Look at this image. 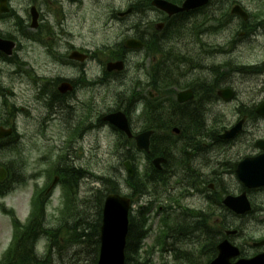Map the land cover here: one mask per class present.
I'll return each mask as SVG.
<instances>
[{
  "label": "flooded vegetation",
  "instance_id": "af4514ba",
  "mask_svg": "<svg viewBox=\"0 0 264 264\" xmlns=\"http://www.w3.org/2000/svg\"><path fill=\"white\" fill-rule=\"evenodd\" d=\"M166 1L182 3L185 0ZM155 15L151 24L146 22V0H0V200L20 202L21 187L38 177L41 165L51 166L48 156L38 154L40 142L50 148L49 143L72 142L80 135L83 139L107 136L109 140L127 142L132 147L120 159L124 163L118 170L123 172L125 163H130L135 174L137 138L146 132V76L133 75L131 68L138 66L142 70L146 56L149 58L159 41L174 47L170 48L172 53L189 57L184 67L175 70V110L192 113L193 105L201 98L216 99L221 91L231 89L235 92L232 103L226 104L220 98L219 107H223V112L237 102L244 103L246 92L221 83L227 76L222 68L217 76L209 74V68L216 65L215 50L198 41L197 35L180 38L181 29L195 30L196 15L192 12L174 16L156 12ZM146 29H149L147 33ZM209 31L208 28L206 33ZM260 38L263 42L257 57L264 65V25ZM129 42L140 44L133 48L128 46ZM201 60L203 64L199 66ZM164 62L161 66L167 71L171 66ZM112 65L120 68L110 69ZM260 69L264 70V66ZM125 77L126 83H118ZM187 91L192 93V99L180 103L179 95ZM259 95L261 99L257 103L253 99L242 109L240 137L223 140L220 138L222 127H218L216 146L221 148L210 152L207 163L193 166L189 161L186 166L190 168L175 170L173 177L170 172L166 176L165 172L158 186L155 183L146 186V189H161L162 210L167 212L171 203L181 215L178 220L181 222L187 220L181 212L188 208L194 213L191 219L197 221L208 211L211 225L218 216L217 223L222 226L253 223L264 227V187L248 188L238 173L241 166L246 169V158L264 156L260 148L251 150L264 142V120L256 116L264 102V96ZM212 106L215 105H208ZM104 109L106 112L102 114ZM115 114L126 117L129 131L108 121ZM20 115L26 122L34 123L37 130L31 134L22 130ZM215 122L220 123L221 118L205 124L215 125ZM234 123L225 129L232 128ZM187 124L196 123L188 121ZM80 127H83L81 131ZM178 127L183 129L182 124ZM50 132L53 138L49 137ZM7 154L10 159L6 160ZM142 157L146 159V155ZM57 165L64 168L61 174L69 175L63 159ZM221 187L224 191L218 192ZM182 194L186 199L183 204L179 201ZM226 198L237 199L238 203L246 198L251 208L244 214H235L226 207ZM258 236L252 245L248 239L239 241L241 259L264 254V234Z\"/></svg>",
  "mask_w": 264,
  "mask_h": 264
},
{
  "label": "bare ground",
  "instance_id": "6f19581e",
  "mask_svg": "<svg viewBox=\"0 0 264 264\" xmlns=\"http://www.w3.org/2000/svg\"><path fill=\"white\" fill-rule=\"evenodd\" d=\"M232 3L237 4L239 6H242L245 8L246 2L244 0H230ZM219 1L217 0H209L208 3L200 8H196L192 11L194 15H196L197 19V24L196 27H194V31H191V29L188 27H185L179 31L180 33V38L183 37H189L192 34L194 35H199V36H205L207 35L206 30L208 29L207 27L211 24L208 22V13H211L212 11L218 10V3ZM260 9V10H259ZM150 11V9L146 6V14L147 12ZM264 11V0L260 2V4L257 6L256 10L254 11L255 15L262 14ZM215 12V13H216ZM147 17V16H146ZM232 22H239L237 19H235V16H233ZM147 24V23H146ZM262 29H263V24H260L259 22H255L253 24L250 23L248 28L245 27V25H242V27L239 29L238 32L235 34L229 35L228 38H230L229 41H227L225 44L228 46L225 48H218L217 49V65H215L214 68H209V74L211 76H217L219 73H221V68L224 67L226 64H228V61H230L235 54H238V52H241L242 49L244 48L243 51H247L248 49L252 50H258L263 42L260 38L262 34ZM192 32V33H191ZM147 33V29H146ZM168 45L164 43L163 41H159L158 44V50L164 55L165 59V64L168 66H171L170 69L166 71V75L169 77H174L176 76L173 75L175 70L179 69V66H185L189 62V57L185 55H179L176 53H172L170 48L168 49ZM247 47V48H246ZM170 53H172L170 55ZM148 59V56H146V60ZM199 66H201V63L203 64V60L199 61ZM254 63H250V66L252 67H247V68H242L240 70H237V77L241 78L242 80L245 79L248 83H253L255 80H257L259 77H264V70H261L258 68L256 69L253 67ZM142 70L138 66H133L131 68V72L133 75L136 76H146V74L150 73V70L147 68L146 65H141ZM11 71V70H10ZM184 71V70H183ZM229 75V74H227ZM262 75V76H261ZM163 76V75H161ZM238 78V79H239ZM239 79V80H241ZM128 81V78L125 77L123 79H119L118 83H126ZM202 81H206L205 78H202ZM233 81L231 76H226L224 80L221 82L223 85H230V83ZM233 83V82H232ZM242 82H240L241 84ZM234 84H238V82H235ZM111 93V96L114 97V93L112 91H109ZM262 94L264 96V78L257 83L253 84L252 88V93L250 95H246L247 98H245L244 103L237 102L236 105L233 107H229L228 111L223 112V107H219L222 105L220 98L224 100L223 97H218L216 99L210 97L208 99L201 98L199 102H196L193 105V108L191 109L192 113H187L184 112L182 113L181 111H175V114L170 111L171 114L174 115L175 118V124H182L183 129L179 128L177 126V131L173 132H161V129H165L167 125L171 123V121L166 120L161 122L159 116H156L154 119V123H150L151 125H155L158 127L160 133V144L162 146H169L171 144L172 147H169L162 151V153H159L153 157V160L150 161L149 164L145 165L144 168L142 169V174L139 175L137 174V171H135V174L130 175L127 174L126 176H123V178L120 181V187L122 189H146V182L148 185H153L154 183L157 184L159 181H161L164 177V173L167 172L166 176L169 175V172L171 171L170 169L174 168L176 171H182L185 169L190 168V166H186V164L190 161L193 166H201L205 163L208 162L209 157H210V152H217L220 146L217 145V136L215 135L216 133V127L219 126L215 122V125H207L205 122L208 120L216 121L218 118H223L225 119L228 118H236L241 116L242 109L245 108L247 103L256 95ZM147 96V93H146ZM215 105L212 107H208V105ZM106 109L103 110L102 114H105ZM181 114V115H180ZM178 115V117L176 116ZM171 116V115H170ZM122 119H126V117L121 114L120 117L116 119V122L121 121ZM192 121L196 124L192 126H188L187 122ZM89 125V124H88ZM242 128L234 134L235 137H240V134L242 133ZM258 141H262L260 137L255 136ZM193 139V140H192ZM65 140H63L64 142ZM262 144L259 143L258 146L253 147L251 150L257 151L259 150V145ZM120 146L122 147V152H121V157H124L127 155V153L130 150V147L132 145H129L127 142H121ZM71 152L75 154H79L80 156L83 157H89L90 159H94L95 155H89L91 150L89 151V154L82 152V151H76L72 150ZM250 159H256L253 157L246 158V160ZM158 160H164L165 162H161L159 165H157L156 161ZM51 163V166L49 164L46 165L44 172L50 173L51 175L61 173L64 168L59 167L57 163H53L51 160H49ZM193 161V162H192ZM192 169V167H191ZM119 175L122 176V173L119 171ZM190 175V174H189ZM175 175H172V177ZM177 176V173H176ZM120 177V176H119ZM118 177V178H119ZM61 182L63 184H68L69 179L66 173L61 174ZM218 189V192H223L224 189ZM227 200V198H226ZM4 202L7 203L5 207H3ZM18 204L16 200H6L3 201L2 199L0 200V215L1 216H6L11 210H13L14 205ZM205 206L210 207V204L207 202L203 203ZM213 207V206H212ZM189 211H192L189 209ZM208 211H204V214L202 215L201 221L197 220H192V219H187L184 220V222L181 221H176V220H169V223L171 225L179 224V232L176 233L175 237L176 239H181L183 237V230H184V225L192 228L193 231H196L198 235H201L203 238L207 239V243H209L210 239L212 240L213 243H215L218 239L222 238L225 236V230H213V229H208V224L210 225L211 219L208 216ZM84 221V220H80ZM85 223V222H83ZM100 224V220H97L95 225L88 224L86 225V231L90 230L93 227L98 228ZM231 226V225H230ZM251 226L250 224H244L236 228L237 234L234 235L233 237H229L227 240H237L243 241L246 239H249L250 234H244L249 232V228ZM224 228H229V226L224 225ZM85 231V232H86ZM89 232V231H88ZM92 232V229L90 230ZM244 234V235H242ZM95 235L96 233L92 235H87L85 238L81 241V246H85L84 249L87 251H90L91 249L94 248L95 246ZM200 236V238H201ZM98 243H101V235L98 233ZM221 240V239H220ZM219 241V240H218ZM66 242H70L74 244V239H68ZM205 244V245H206ZM94 253V251H91ZM194 257L193 260L187 262L185 260H182L183 258H180L179 260L183 264H203L202 261H199L197 258H201V254L198 252L193 253ZM191 259V258H190ZM163 264V263H162Z\"/></svg>",
  "mask_w": 264,
  "mask_h": 264
},
{
  "label": "rangeland",
  "instance_id": "374dc122",
  "mask_svg": "<svg viewBox=\"0 0 264 264\" xmlns=\"http://www.w3.org/2000/svg\"><path fill=\"white\" fill-rule=\"evenodd\" d=\"M244 1L246 2V7L254 12L262 0ZM215 12L216 11H212L211 14H214ZM146 16H148V12ZM262 19L264 20V15H261V18L256 20V22H262ZM237 24L238 22L235 21L230 27L225 28V30L223 31L220 30L213 33H207V35L200 37V41L210 45L212 49L217 46L225 48L228 46L225 43L230 40V38H228L229 35L235 34L234 30ZM89 25L90 24H87V26ZM97 41H99V39ZM169 48L174 49V47L168 45V49ZM243 50L244 48L242 49V51ZM252 51L254 50L247 48V55L245 56V58H247V64L253 63L254 61V55H249V53ZM259 60L261 61V59ZM217 61L218 58L215 57L214 64H217ZM173 75L175 76V72L173 73ZM148 80H151V76H149V74H146V82ZM240 82L242 83L240 84ZM240 82V91L242 93L246 92L245 95H250L252 93L253 83H248L245 79H241ZM8 104L12 105L11 102ZM20 117L22 119V130L26 131L29 134L37 130L34 123H30L29 121L26 122L23 116L20 115ZM82 129L83 127H80V131ZM49 137L53 138L51 132L49 134ZM120 143V141L109 140L107 136H103V138L101 139H97L94 136H88L87 138L83 139L81 135L78 139L76 138L72 142H68L67 140H65L63 144L49 143L50 148H48L46 144L44 145L43 142L38 143L39 156H48L55 164L63 158L64 163H66L69 168H80L82 169V172L87 176V178L82 181L79 189H76V193L74 194V197L72 199V215L70 217H67L66 220L61 219V210L63 208L65 189L60 188L51 190L50 195L46 194L48 195L46 199V210L45 213L43 212L42 217V227L46 231V234H43L44 236L40 237L41 239L38 241L37 245L34 248L36 255L39 258L43 259L44 264H92L93 259L95 257H98V252L95 251L96 248L94 247L90 251L85 250V246H81V244L78 243V237L80 238V235L84 234V232L86 231V225H95L97 220L100 219L102 201L104 200L107 191L109 189H118L117 184L120 187L121 179L123 178V176H126L124 170H121L123 171L121 172L122 176L119 175L118 172V166H120L123 161L120 160L122 158V147L120 146ZM52 147L56 148L55 151ZM57 149H60L61 152H57ZM72 150L82 151L87 154H89V151L91 150L89 155L96 154V156L94 157V159H90L88 156L83 157L79 154H75L71 152ZM142 158L143 157L139 154L136 160V167L140 175L142 174L141 171L144 168V161L142 163ZM4 159H10V154H7ZM45 167L46 165H41L39 167L38 177L32 179L30 184L28 183L27 185L21 187V200L20 202L17 201L18 204L14 205L13 210L16 211L17 217L23 220L22 222H25L26 216L28 214V200L32 193V185L34 186L35 183L38 185L46 183V176L44 174ZM55 177H57V174L53 175L49 183H51ZM76 180L78 183L79 179ZM150 190L154 196L158 197V202H162V199L164 200V198H162L163 193H161V189ZM141 200V198H138L139 202L136 203L137 209H143L146 207L145 205L141 204ZM159 204L156 203L152 207L153 213L148 220V224L150 225L152 232L150 233V236L145 240L144 249L141 251L140 255L146 257L147 264H183L180 261H174L173 252L170 248H167V252L166 250L164 251V247L161 248V245L158 244V242L157 244H154V241H156L154 239L156 238L159 230V220L153 214H155ZM90 230H88L89 233H95V229L92 230V232H90ZM51 231L56 233L54 238L48 236V234H51ZM10 233L11 231L8 217L5 218L0 215V261H2L3 255L8 248V243L11 239ZM257 237L259 236L253 238ZM68 239H74V244L66 242V240ZM189 246L190 244L183 247H185V249L192 250L190 249L191 247L189 248ZM91 251H94V253H92ZM197 259L205 264V257L202 256V258L198 257Z\"/></svg>",
  "mask_w": 264,
  "mask_h": 264
},
{
  "label": "trees",
  "instance_id": "16d2710c",
  "mask_svg": "<svg viewBox=\"0 0 264 264\" xmlns=\"http://www.w3.org/2000/svg\"><path fill=\"white\" fill-rule=\"evenodd\" d=\"M228 3L230 2L222 1L221 5L218 6V11L216 12V14H219L220 11H222V9L224 8V6ZM219 15L221 17L223 13H220ZM216 17L219 18V16H216ZM225 19H231V17L228 16L227 18V14L223 15L220 21H223ZM174 110H175V107L173 105H170L169 108L165 106L159 107L158 105L156 106L148 105L147 110H146V116H147L146 121L149 124L154 123L155 122L154 119L156 116H159L161 122L165 121V119L168 118L166 120L171 121V123L167 125L165 129H161V132L168 133L171 131L173 126H178V124H175L174 115L170 113L171 111L175 114ZM152 127L157 128V130H159L156 124L152 125ZM159 133L160 131H158V134L154 136L153 138V154L154 155L162 153V151L169 148V146L170 147L173 146V145L171 146V144L169 146H162L160 144ZM109 191L113 192L115 191V189H109ZM140 216L141 218H144V213H142ZM41 217L42 215L40 214V217H39L40 220L37 222V227H35V225L33 227L29 226L27 233H24L22 235L21 241H20V251H21L20 257L18 259H15V256H14L12 258V261L9 263L11 264H44L43 259L39 258L34 251V248L37 245L40 239V236L42 234H46V231L42 227ZM146 224H147V220L145 221V218L142 220L136 219L134 220V222L133 221L131 222L129 236H128L127 250H126L127 264H146L147 263L146 257H144L143 255H140L141 251L144 249V242L147 236ZM98 228L96 227L91 228L92 230L95 229V233H96L95 239H94L95 241L94 247L96 248L95 251H98V246H99L98 238H97ZM165 228L166 230L164 231L163 234H166V235L168 234V235L167 236L165 235L164 237L166 238V240L160 241L159 244L165 247L169 245V247L174 248V250L176 249V254H174L176 260H178V258H183L182 260H185L187 262L193 260V257H194L193 253L195 252L194 248H196L199 243L197 241L198 233L196 231H193L192 228L184 225L183 239L180 240V239H176L175 237L176 233L179 232V224H177L176 226L175 224L173 225L168 224L165 226ZM50 233L51 234H48V236L51 238H54L56 233L52 231ZM87 235H92V234L89 232H84V234L80 235V238L83 237L82 239L78 237V243L81 244V241ZM200 243L205 245L207 243V239L201 236ZM189 244H190L189 248L191 247L190 249L192 250L185 249V247H183ZM206 246H208L209 248L213 247V242L211 239L209 243L206 244ZM92 264H96V257L93 259Z\"/></svg>",
  "mask_w": 264,
  "mask_h": 264
},
{
  "label": "water",
  "instance_id": "95a60500",
  "mask_svg": "<svg viewBox=\"0 0 264 264\" xmlns=\"http://www.w3.org/2000/svg\"><path fill=\"white\" fill-rule=\"evenodd\" d=\"M209 0H187L182 9L169 5L162 1H156L154 4L157 7L175 14L180 11H189L192 9L200 8L208 3ZM233 14L241 16L243 19H247V15L239 8L233 9ZM260 115H264V111H259ZM125 125V122H124ZM239 129H234L227 132L223 137L231 138ZM177 131V130H175ZM152 132L138 138V148L145 150L149 153L150 138ZM164 160L156 161L157 165ZM129 172L131 173L130 167L127 165ZM243 180L248 184L252 185L254 179L258 177L251 175L250 173L241 174ZM228 204V203H227ZM229 205V204H228ZM130 209V201L125 198H121L117 195H110L105 204L103 212V225L101 228V251L98 264H125V248L127 243L128 235V212ZM220 257L213 264H229V260L235 256L234 250L224 243L219 247ZM241 264V263H239Z\"/></svg>",
  "mask_w": 264,
  "mask_h": 264
}]
</instances>
